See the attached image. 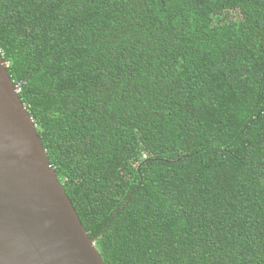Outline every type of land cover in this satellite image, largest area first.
<instances>
[{"label":"trees","instance_id":"trees-1","mask_svg":"<svg viewBox=\"0 0 264 264\" xmlns=\"http://www.w3.org/2000/svg\"><path fill=\"white\" fill-rule=\"evenodd\" d=\"M0 51L104 264H264V0H0Z\"/></svg>","mask_w":264,"mask_h":264},{"label":"water","instance_id":"water-1","mask_svg":"<svg viewBox=\"0 0 264 264\" xmlns=\"http://www.w3.org/2000/svg\"><path fill=\"white\" fill-rule=\"evenodd\" d=\"M0 51V264H104Z\"/></svg>","mask_w":264,"mask_h":264},{"label":"built area","instance_id":"built-area-1","mask_svg":"<svg viewBox=\"0 0 264 264\" xmlns=\"http://www.w3.org/2000/svg\"><path fill=\"white\" fill-rule=\"evenodd\" d=\"M17 91H18V93H19V89H18Z\"/></svg>","mask_w":264,"mask_h":264}]
</instances>
